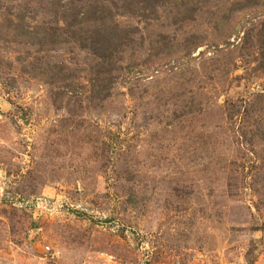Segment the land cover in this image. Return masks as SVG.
<instances>
[{
    "label": "rangeland",
    "instance_id": "374dc122",
    "mask_svg": "<svg viewBox=\"0 0 264 264\" xmlns=\"http://www.w3.org/2000/svg\"><path fill=\"white\" fill-rule=\"evenodd\" d=\"M0 264H264V0H0Z\"/></svg>",
    "mask_w": 264,
    "mask_h": 264
}]
</instances>
